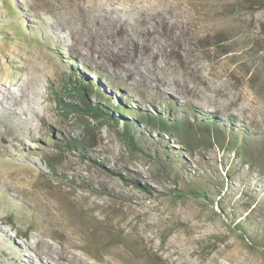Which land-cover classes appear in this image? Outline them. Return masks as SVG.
Returning <instances> with one entry per match:
<instances>
[{
	"label": "rangeland",
	"instance_id": "rangeland-1",
	"mask_svg": "<svg viewBox=\"0 0 264 264\" xmlns=\"http://www.w3.org/2000/svg\"><path fill=\"white\" fill-rule=\"evenodd\" d=\"M0 264H264V0H0Z\"/></svg>",
	"mask_w": 264,
	"mask_h": 264
},
{
	"label": "trees",
	"instance_id": "trees-1",
	"mask_svg": "<svg viewBox=\"0 0 264 264\" xmlns=\"http://www.w3.org/2000/svg\"><path fill=\"white\" fill-rule=\"evenodd\" d=\"M251 5H253V3H251ZM95 74H97L99 76V79L102 78L103 73L101 71H96ZM104 81H106V79L102 78ZM77 83V87L81 92L82 95V99L85 101L87 99L88 94H92L93 90L91 89V87L88 84H85L81 79H77L76 80ZM103 97V96H102ZM116 97V95H115ZM67 111L69 112L68 109L71 110H75V107L72 105H66L65 106ZM117 111L119 112H123L126 113V110H124L121 106H113ZM86 113L88 115L91 116H96L98 119L99 118H103V117H108L111 121H113L115 124L119 125V121H120V116H108L107 113H105L102 109V107L95 105H88L87 109H86ZM131 113H136L137 115H141L138 117H128V120H126L125 122V136L130 140L129 145L132 146L133 148H136V143L133 141V136H132V132H128L131 128L135 129L137 128V126L142 122V125H146L149 127H152L154 129H157L158 131H160V133L165 134V136L169 139V138H174V137H178L181 139H184L185 137V126L183 125V122H181L180 120H169V116L167 117H159L157 118L156 116L153 115H149L147 113H141L139 108H136L135 110H132ZM209 127H214L216 126V118L215 117H211L208 121H207ZM186 125H188L189 127H193V125L188 122ZM221 127V126H220ZM184 129V130H183ZM248 137V136H247ZM185 145L191 149V144L190 142H186ZM242 164L243 165H249L252 166V162L251 160H249L248 156H244V159L242 160ZM49 165L52 167L53 164L51 161H49ZM145 189V188H144ZM190 194L196 198H207V193L205 191L200 190L199 188H193L190 190Z\"/></svg>",
	"mask_w": 264,
	"mask_h": 264
},
{
	"label": "bare ground",
	"instance_id": "bare-ground-1",
	"mask_svg": "<svg viewBox=\"0 0 264 264\" xmlns=\"http://www.w3.org/2000/svg\"><path fill=\"white\" fill-rule=\"evenodd\" d=\"M2 93H4L3 91H2ZM63 259H65V258H63ZM62 261V260H61ZM64 261V260H63ZM68 262V261H67Z\"/></svg>",
	"mask_w": 264,
	"mask_h": 264
},
{
	"label": "water",
	"instance_id": "water-1",
	"mask_svg": "<svg viewBox=\"0 0 264 264\" xmlns=\"http://www.w3.org/2000/svg\"><path fill=\"white\" fill-rule=\"evenodd\" d=\"M87 109V108H86Z\"/></svg>",
	"mask_w": 264,
	"mask_h": 264
}]
</instances>
